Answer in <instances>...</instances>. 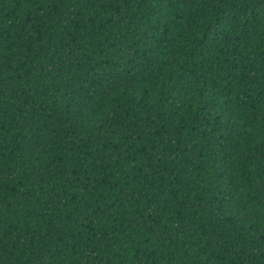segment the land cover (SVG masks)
I'll list each match as a JSON object with an SVG mask.
<instances>
[{
  "label": "trees",
  "instance_id": "1",
  "mask_svg": "<svg viewBox=\"0 0 264 264\" xmlns=\"http://www.w3.org/2000/svg\"><path fill=\"white\" fill-rule=\"evenodd\" d=\"M0 264H264V0H0Z\"/></svg>",
  "mask_w": 264,
  "mask_h": 264
}]
</instances>
